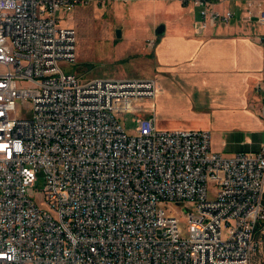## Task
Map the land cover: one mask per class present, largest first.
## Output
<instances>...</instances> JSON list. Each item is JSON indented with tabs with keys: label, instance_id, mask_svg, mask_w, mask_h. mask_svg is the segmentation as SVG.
<instances>
[{
	"label": "built area",
	"instance_id": "2783aa9c",
	"mask_svg": "<svg viewBox=\"0 0 264 264\" xmlns=\"http://www.w3.org/2000/svg\"><path fill=\"white\" fill-rule=\"evenodd\" d=\"M113 1L0 0V264H264V148L226 157L207 130L158 129L153 79L61 68L78 33L59 13ZM181 2L203 28L239 3L264 25V0ZM255 90L264 118V70ZM137 109L148 114L130 134L120 117Z\"/></svg>",
	"mask_w": 264,
	"mask_h": 264
},
{
	"label": "crops",
	"instance_id": "0c3cea01",
	"mask_svg": "<svg viewBox=\"0 0 264 264\" xmlns=\"http://www.w3.org/2000/svg\"><path fill=\"white\" fill-rule=\"evenodd\" d=\"M130 1L142 18L150 11L170 18L162 23L165 34L157 37L153 57L156 76L171 83V89L166 90L171 94V104H176L171 107V121L204 122L198 127L177 124L166 130H207L211 133L212 150L226 157L237 152H260L264 148V118L261 96L255 87L263 80L264 25L247 20L246 15L242 17V3L219 7L236 13L228 24L203 28L198 10L181 0L113 2L124 9ZM187 11H193L197 18L187 16ZM152 79L158 128L160 118L155 103L160 94L156 78Z\"/></svg>",
	"mask_w": 264,
	"mask_h": 264
},
{
	"label": "rangeland",
	"instance_id": "374dc122",
	"mask_svg": "<svg viewBox=\"0 0 264 264\" xmlns=\"http://www.w3.org/2000/svg\"><path fill=\"white\" fill-rule=\"evenodd\" d=\"M133 4V1L125 3L127 8L123 9L121 5L117 8L115 2L105 5L92 2L87 5H79L69 12H60L59 17L62 25L75 28L78 33L77 61L75 63L62 62L60 63L61 68L83 78L152 79L155 77L160 94L159 98L156 97L155 103L158 110L157 117L160 118L158 126L160 130H166V128L177 124L190 127L204 125L203 121L197 120L186 122L178 120L177 123L171 121V107L176 106V104H171L173 103L171 94H167V91L171 89V83L162 76H156V62L153 57L157 46L155 29L159 24H165L170 18H166L162 14L156 16L152 11L142 18L136 9H132ZM186 14L197 18L193 11H187ZM242 14V17H245L244 10H242ZM158 21L160 22L156 26ZM117 30H121V38H117ZM149 36L153 37L145 40ZM152 39H154V44L150 46L149 41ZM140 107L144 110L149 109L151 102L144 101ZM24 110L23 106L18 105L19 114H22ZM147 114L145 111L137 109L124 113L120 117V121L130 134H135L138 117ZM44 186L45 175L41 172L37 175L34 185L28 189V193L39 204ZM208 189L210 199H214L217 193V182L211 180ZM181 220L185 221L184 218ZM261 226L262 230L258 232L257 237L261 240L264 253V225ZM226 228L224 226L225 232Z\"/></svg>",
	"mask_w": 264,
	"mask_h": 264
},
{
	"label": "water",
	"instance_id": "95a60500",
	"mask_svg": "<svg viewBox=\"0 0 264 264\" xmlns=\"http://www.w3.org/2000/svg\"><path fill=\"white\" fill-rule=\"evenodd\" d=\"M155 34H156V37L163 36L165 34V25L164 24L159 25L158 28L156 29ZM116 36H117V38L122 37L121 30H117Z\"/></svg>",
	"mask_w": 264,
	"mask_h": 264
},
{
	"label": "trees",
	"instance_id": "16d2710c",
	"mask_svg": "<svg viewBox=\"0 0 264 264\" xmlns=\"http://www.w3.org/2000/svg\"><path fill=\"white\" fill-rule=\"evenodd\" d=\"M156 41H158V38H157ZM261 230H262V226L260 225V226L258 227L257 231L260 232Z\"/></svg>",
	"mask_w": 264,
	"mask_h": 264
}]
</instances>
